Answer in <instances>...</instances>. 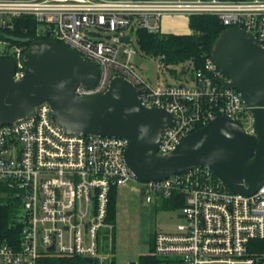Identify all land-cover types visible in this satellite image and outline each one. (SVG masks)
Returning a JSON list of instances; mask_svg holds the SVG:
<instances>
[{
  "label": "built area",
  "instance_id": "2783aa9c",
  "mask_svg": "<svg viewBox=\"0 0 264 264\" xmlns=\"http://www.w3.org/2000/svg\"><path fill=\"white\" fill-rule=\"evenodd\" d=\"M174 14L214 16L225 28L251 33L264 48V0H0V29L30 17L37 37L57 41L96 65V83L77 86L79 96L105 93L115 77L127 79L143 106L164 109L172 117L160 133L158 155L219 116L252 133L251 108L210 56L199 68L192 71L189 64L180 71V84L152 83L137 72L131 60L139 51L129 33H161V18ZM25 51V45L0 38V59L14 63V79L23 75ZM156 59L161 74L167 69L164 56ZM183 77L193 84L185 85ZM51 112L44 102L0 125V184L19 203L15 224L21 226L15 246L0 243V264H37L46 253L107 261L111 251L105 253L101 244L102 230L110 228V194L129 184L148 204L180 202L182 221L176 231L154 234L155 256L172 264L258 263L250 250L256 249L252 242L264 241V182L251 195L237 194L202 167L138 182L125 162L127 140L68 134L53 123Z\"/></svg>",
  "mask_w": 264,
  "mask_h": 264
},
{
  "label": "water",
  "instance_id": "95a60500",
  "mask_svg": "<svg viewBox=\"0 0 264 264\" xmlns=\"http://www.w3.org/2000/svg\"><path fill=\"white\" fill-rule=\"evenodd\" d=\"M0 38L28 45L21 78H13L11 60L0 59V125L25 117L45 102L51 107L53 123L68 134L127 140L125 162L138 182L163 180L195 167L209 169L237 194L251 195L264 182V48L251 33L240 28L222 30L210 57L231 80L229 87L251 108L253 132L219 116L163 155L157 154L160 133L170 126L172 117L164 109L143 106L127 79L115 77L105 93L79 96L77 86L91 88L96 83V65L54 40H31L4 32ZM48 251L53 252L54 246ZM82 260L93 264L92 258Z\"/></svg>",
  "mask_w": 264,
  "mask_h": 264
},
{
  "label": "trees",
  "instance_id": "16d2710c",
  "mask_svg": "<svg viewBox=\"0 0 264 264\" xmlns=\"http://www.w3.org/2000/svg\"><path fill=\"white\" fill-rule=\"evenodd\" d=\"M188 34H172V33H151L143 29L135 32L136 48L139 53L149 57L164 56L166 68L175 66L188 61L192 66V71L201 66L203 59L210 56L211 47L220 34L226 29L220 24L214 16L196 15L188 17ZM36 22L30 17H19L14 21L11 28H1L0 32L20 38H30L31 40L49 38H39L36 35ZM23 45L19 43H13ZM26 49L28 45H25ZM190 65L186 68L188 69ZM178 80L176 84H180L176 70L171 71ZM7 189L0 184V243L6 242L10 245H16L20 235L21 226L15 224V214L18 212L19 203L6 193ZM180 202L172 201L161 202L160 208L175 209L178 208ZM116 219V190L110 194V203L108 206L106 223L114 228ZM153 245V242H152ZM152 245L147 254L139 256L137 264H172L167 259L155 256L152 253ZM250 250L254 256L258 257L257 264H264V241L252 242ZM113 261L111 262V264ZM37 264H86L82 257L66 256L55 254H43L37 261ZM93 264H98L94 262Z\"/></svg>",
  "mask_w": 264,
  "mask_h": 264
},
{
  "label": "rangeland",
  "instance_id": "374dc122",
  "mask_svg": "<svg viewBox=\"0 0 264 264\" xmlns=\"http://www.w3.org/2000/svg\"><path fill=\"white\" fill-rule=\"evenodd\" d=\"M188 19L185 15H164L161 18L160 31L163 34H186L189 31ZM129 35L132 45L136 48L135 34L129 33ZM131 62L137 72L152 83L160 80L176 84L178 80L171 71L176 70L177 73H180L189 66V62L185 61L175 66H169L170 69H165L162 71L163 73L158 74L156 70L157 59L154 57L138 53L133 56ZM182 80L185 85L191 86L193 84L184 80V77ZM126 202L124 210L121 211L122 215L120 213L115 224V248L117 249L115 264H130L131 261L129 260L136 261L138 255L147 253L150 241L156 232H174L177 225L182 221L179 208L165 209L160 208L161 203L158 206L154 202L148 204L142 195L139 196L135 192L127 195ZM112 229L113 227L110 225V228H105L102 232L112 235ZM108 244L109 238L102 241L101 248L104 252H107ZM111 259L110 254V258L102 264H111Z\"/></svg>",
  "mask_w": 264,
  "mask_h": 264
},
{
  "label": "crops",
  "instance_id": "0c3cea01",
  "mask_svg": "<svg viewBox=\"0 0 264 264\" xmlns=\"http://www.w3.org/2000/svg\"><path fill=\"white\" fill-rule=\"evenodd\" d=\"M189 32L190 31H188V33ZM188 33H186V34H188ZM132 192H135L139 196H141L140 191L138 190L137 186L136 185H133V184H129L127 186L121 187V188H119V189L116 190V219H115V224L118 221V218H119L120 213L122 215V212L121 211L124 210V207L127 204V202H126L127 195L130 194V193H132ZM115 224H114V228L111 230V232H112L111 239L109 238V235L111 233H103V235H104L103 240L109 238V244H108L109 246H108V249L107 250H108V252L111 251V252H109V254H111V257H112V259H111V261H113L112 264H115V262H116V255H117V249L115 248V235H114L115 226H116ZM153 237H152V239L150 241V244H149L147 253L149 252V250L151 248V245H152V242H153ZM147 253H145V254H147ZM141 255H143V254H141ZM141 255H138L137 256L136 261H134V260H129V261L135 262L137 264V260H138L139 256H141Z\"/></svg>",
  "mask_w": 264,
  "mask_h": 264
},
{
  "label": "flooded vegetation",
  "instance_id": "af4514ba",
  "mask_svg": "<svg viewBox=\"0 0 264 264\" xmlns=\"http://www.w3.org/2000/svg\"><path fill=\"white\" fill-rule=\"evenodd\" d=\"M1 60H3V59H1Z\"/></svg>",
  "mask_w": 264,
  "mask_h": 264
}]
</instances>
